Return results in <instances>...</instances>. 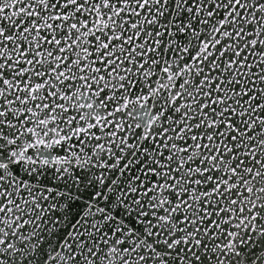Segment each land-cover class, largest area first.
Here are the masks:
<instances>
[{
    "label": "snow or ice",
    "instance_id": "1",
    "mask_svg": "<svg viewBox=\"0 0 264 264\" xmlns=\"http://www.w3.org/2000/svg\"><path fill=\"white\" fill-rule=\"evenodd\" d=\"M0 264H264V0H0Z\"/></svg>",
    "mask_w": 264,
    "mask_h": 264
}]
</instances>
